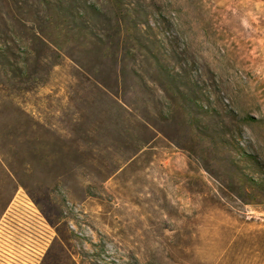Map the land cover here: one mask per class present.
<instances>
[{
    "label": "rangeland",
    "instance_id": "1",
    "mask_svg": "<svg viewBox=\"0 0 264 264\" xmlns=\"http://www.w3.org/2000/svg\"><path fill=\"white\" fill-rule=\"evenodd\" d=\"M45 257L264 264V0H0V264Z\"/></svg>",
    "mask_w": 264,
    "mask_h": 264
},
{
    "label": "built area",
    "instance_id": "2",
    "mask_svg": "<svg viewBox=\"0 0 264 264\" xmlns=\"http://www.w3.org/2000/svg\"><path fill=\"white\" fill-rule=\"evenodd\" d=\"M18 196V193L16 194V197ZM15 197V198H16ZM15 201H16V199L11 203V204H14L15 203ZM10 212H12V210L9 208L8 209V211H7V213H6V215H5V217L4 218H6L8 215H10ZM3 221H5V219H3ZM11 221H13L15 224H17V225H20L21 226V224L20 223H18V222H16V221H14L13 219H11ZM7 226V225H6ZM8 228H10L9 226H7ZM16 227V226H15ZM17 228V227H16ZM10 229H12L13 230V232H17L15 229H13V228H10ZM9 233H11L10 231H8ZM11 233V235H13V236H15V234L14 233Z\"/></svg>",
    "mask_w": 264,
    "mask_h": 264
},
{
    "label": "flooded vegetation",
    "instance_id": "3",
    "mask_svg": "<svg viewBox=\"0 0 264 264\" xmlns=\"http://www.w3.org/2000/svg\"><path fill=\"white\" fill-rule=\"evenodd\" d=\"M15 197H16V195L14 194V199L12 200V202L15 200ZM46 257L49 258L50 257V253ZM46 257H45L44 260H42V262L40 264H46L47 263L48 259Z\"/></svg>",
    "mask_w": 264,
    "mask_h": 264
}]
</instances>
